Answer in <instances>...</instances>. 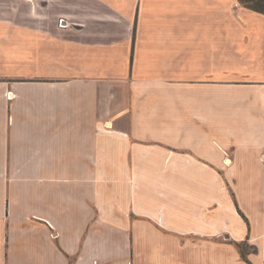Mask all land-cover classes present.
<instances>
[{"label":"crops","instance_id":"obj_1","mask_svg":"<svg viewBox=\"0 0 264 264\" xmlns=\"http://www.w3.org/2000/svg\"><path fill=\"white\" fill-rule=\"evenodd\" d=\"M0 38V264H264V12L0 0Z\"/></svg>","mask_w":264,"mask_h":264},{"label":"rangeland","instance_id":"obj_2","mask_svg":"<svg viewBox=\"0 0 264 264\" xmlns=\"http://www.w3.org/2000/svg\"><path fill=\"white\" fill-rule=\"evenodd\" d=\"M11 95H12V97L15 96L14 91H12V94ZM7 97L10 99V96L8 94H7ZM148 173L149 172L147 171V174ZM137 183L138 184L136 186V190H134L135 187H132L133 190H132V193H131V196H132L131 197V200L135 201V200L138 199V201H140L141 205H144V206L150 205L149 193H152L155 190V187L152 184H146V185H143V188H142V187H139V185L142 182L140 181V182H137ZM159 187L160 186H158L156 188H159ZM129 188H130V186L127 185L126 190H129ZM230 190H232V189L230 188ZM231 194L234 197L233 190L231 191ZM239 211H240V209H239ZM240 213H242V212L240 211ZM229 214H230V212H229V206L227 204V212H226V226H227V228H228L229 224L234 225L233 218ZM241 250L246 254L249 251H254L255 249H254V246L250 247L249 245L243 244V246L241 247Z\"/></svg>","mask_w":264,"mask_h":264},{"label":"trees","instance_id":"obj_3","mask_svg":"<svg viewBox=\"0 0 264 264\" xmlns=\"http://www.w3.org/2000/svg\"><path fill=\"white\" fill-rule=\"evenodd\" d=\"M246 6L252 8V9H255L257 11H261V12H264V0H241ZM243 244H246V245H249L250 247H252L251 244H249L248 241H241V242H237V245L239 246L240 250H241V247L243 246ZM255 249V248H254ZM256 250V249H255ZM254 250V251H255ZM249 252H252V251H249ZM248 252V253H249ZM248 253H244L242 250H241V255H242V258L247 261L249 264H253L247 257V254Z\"/></svg>","mask_w":264,"mask_h":264},{"label":"built area","instance_id":"obj_4","mask_svg":"<svg viewBox=\"0 0 264 264\" xmlns=\"http://www.w3.org/2000/svg\"><path fill=\"white\" fill-rule=\"evenodd\" d=\"M8 94H9V96H10V98H12V91H10V92H8Z\"/></svg>","mask_w":264,"mask_h":264}]
</instances>
